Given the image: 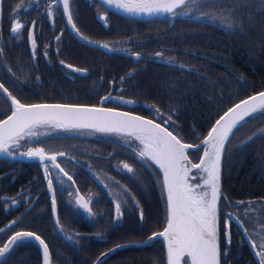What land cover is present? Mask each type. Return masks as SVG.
<instances>
[{
	"label": "snow or ice",
	"instance_id": "6c2138e0",
	"mask_svg": "<svg viewBox=\"0 0 264 264\" xmlns=\"http://www.w3.org/2000/svg\"><path fill=\"white\" fill-rule=\"evenodd\" d=\"M105 11L99 13V19L108 27V10H117L128 16L146 15L150 17L165 16L175 20L177 18L188 19L193 22L212 24L226 29L229 33L243 34L245 22L237 19L236 8L222 6L227 0H99ZM238 3L239 0H234ZM259 7L264 9V0H258ZM35 6L39 11L44 8L43 16H46L55 28V16L57 10L65 17V27L71 28L81 41L86 45L103 48L108 52H124L134 59L136 63L141 61H158L177 71L194 73L203 80H209L214 87L215 82L200 73L196 66H189L178 62L175 56H166V52H175L178 49L164 48L150 54L142 51H134L131 47H114L108 41L94 40L81 32L74 19L70 0H30L25 7L23 3L13 9L9 16L11 23L10 36L19 39L23 30L28 27L27 22L22 23L21 19L13 18L17 10L23 8L25 11ZM99 12V10H98ZM28 29V40L31 45V57L33 61L37 58V39L35 25ZM0 24H2V0H0ZM174 26V25H173ZM64 29L61 35L55 37L57 45L60 44ZM123 44L135 43L137 47L143 48V41L136 37H129ZM61 49H56L59 56ZM190 54V53H186ZM43 56L48 58V45H45ZM207 59V56L203 57ZM61 66L69 70L70 74L88 75L85 68L74 67L64 60L58 61ZM0 66L12 79L13 84H21L31 80L29 71H25L22 65L18 64L23 78L16 75L12 67L5 59L3 47L2 27H0ZM138 74L137 69H131L128 73L119 78L121 93L127 91L124 84L127 80L133 79ZM40 82V77H35ZM103 77H101V81ZM241 83H246L242 77H238ZM115 81H113V86ZM174 87V86H173ZM0 95L4 97L7 108L0 111V157L6 160L29 159L38 161L43 169V179L47 184V191L51 195V211L54 222L67 240L78 243L81 237L79 233H69L61 224L57 211V187L61 192H68V204L74 205V211H81L90 219L102 213L93 211V198L91 195L80 194L73 175L61 167L58 159L65 161H76L66 151L54 150L49 147L40 146L45 142L48 132L41 133V129L56 130L64 132H84L89 134H104L115 136L122 141L121 147L127 148L145 171L152 177L153 184L160 190V196L165 205L164 223L160 225L161 230L153 231L146 239L129 241L128 244H117L107 252H101L94 264H102L101 257L116 251L118 248L149 245L154 239H162L165 248V264H228L229 246L231 245L230 225L232 221L243 230L253 249H258L255 255L258 257V264H264V221H259L254 231L250 232L245 227L246 221L240 218V213H233L221 208L225 204L227 208L245 207V202H232L222 187V160L228 151L232 138L239 131L248 119L255 115L264 116V90L257 91L245 98H239L216 114L214 122L209 121V126L200 133H197L195 126L190 128V134L194 135L196 143L186 142L183 128L173 119L179 116V111L169 106L167 112L161 110L156 104L143 105L152 113L151 118L143 115H136L132 111H122L119 106L107 107V102H119V105L137 106V101L125 98L123 95L113 96L111 92L100 96L96 104L87 103H33L23 98V89L17 94L9 90L5 82L0 80ZM223 94L221 93V96ZM159 121V122H157ZM259 136L264 138V128L253 133L242 142V147L253 142ZM134 145V147H133ZM111 155V154H110ZM91 171V165H89ZM117 171H126L132 177L138 178L137 170L126 162L117 165ZM96 175V173H93ZM97 179H100L97 176ZM112 181L111 177L107 178ZM119 185L118 181H112ZM103 187L108 190L114 205V216L110 223L113 227H119L124 217V209L131 206L139 211V221L143 225L145 221L144 210L140 201L133 195L130 189L120 185L119 192H113L108 183L101 180ZM17 193L15 197L3 196L0 200L8 208H18L27 204L25 213L32 207L29 200L20 197L23 194ZM261 204L264 201H248L247 208L252 209L254 204ZM10 221L6 228H0V233L11 229L22 222L23 216ZM249 211L243 213L245 217L250 215ZM224 239V250L221 247V238ZM97 239H104L105 233H95ZM29 241L36 242L43 252V264H52V253L49 244L34 231H15L8 237L7 242L0 246V264H5L11 252L21 244Z\"/></svg>",
	"mask_w": 264,
	"mask_h": 264
},
{
	"label": "trees",
	"instance_id": "16d2710c",
	"mask_svg": "<svg viewBox=\"0 0 264 264\" xmlns=\"http://www.w3.org/2000/svg\"><path fill=\"white\" fill-rule=\"evenodd\" d=\"M13 2L14 0H3L2 7L3 21H6L3 25L2 35L8 41L11 38L9 16L13 12ZM83 6L80 3V7ZM222 6L236 8L237 19L242 18L245 22L243 34L229 33L217 25L197 23L182 18L141 21L138 24L139 27L131 20L120 19L110 29L113 33V39L127 40L126 38L129 37H139L144 44L141 49L148 52L152 51L153 48L154 51L152 52L164 48L178 49L175 52H166L165 55L175 56L178 62L196 66L202 75H206L210 81L215 82L213 87L209 80L200 79L194 73L177 71L175 68L157 61V64L147 65L144 68L138 65V68L136 67L138 74L134 76L137 79L127 80L125 83L128 85L133 83V89L137 92L130 90L128 92L129 97L147 102L148 105L156 104L164 112H167L170 105L173 106L174 110H178L179 116H174L173 119L177 120V123L183 128L186 142L190 143L197 142L194 135L190 134L189 131L192 126H195L197 133L203 132L209 126L210 120L214 122L218 112H222L224 108L231 106L239 98H245L257 91L264 90V9L259 7L258 0H239L238 3L234 0H227ZM92 21V18L85 16L78 27L84 32L95 27L96 30L95 28L92 30L97 34L94 35L93 33L91 37L96 36L97 40H105L107 34L111 32H107L108 30L99 26L98 23L94 26ZM141 28L144 30L143 34L140 32ZM131 45L138 48L135 43ZM148 52L146 53L150 54ZM205 56L207 59L203 58ZM22 58L24 59L20 55V62ZM97 59L98 61L95 62L98 66H103V62L106 61L116 63L117 59L122 63L124 60L129 63L130 65L125 66L124 71L117 75L119 78L131 69H136L133 68L135 66L130 60L123 57L97 54ZM146 77L150 78V81L143 82ZM238 77H242L246 83H241ZM138 78L142 79L138 81ZM140 83H142L141 86ZM101 88L99 82L93 84L80 83L71 92L69 88L66 89L65 96L62 98L65 99V102L88 103L91 102L92 97L96 96H92V94L97 93ZM52 89L51 87L50 90ZM261 128H264V116L255 115L248 119V122L240 127L232 138L228 151L222 160L223 191L230 201L245 202V207L227 208L222 203L221 208L233 213H240L241 219L251 221L245 224L250 232L254 231L259 221H264V207L261 204H254L252 209H248L246 206L248 201H264V138L257 136L253 142L246 146L242 147L241 145L247 137L257 133ZM39 167L33 169L35 177ZM38 181L36 179L33 184ZM146 185L149 186V181ZM38 188L39 186L34 184V190L36 191ZM3 206L0 205V228H4L7 222L25 213V209L8 212ZM163 206H165L164 203ZM163 206L160 207L159 223L161 217L163 218ZM73 207L71 208L74 211ZM246 211L252 214L245 217L243 213ZM46 212L47 209L44 210L40 219L42 222H48L49 236L53 237L50 220ZM28 216L27 213L24 214L22 222L8 231L0 233V246L3 244L4 235L8 233L10 235L12 232L23 229L35 232L40 230L37 228L40 226L38 224L41 222L40 219L35 222ZM65 218L68 232L73 233V230L77 228V223L74 227V218L68 215ZM230 232L231 245L227 257L228 264H257L251 249L245 243L240 231L232 223ZM48 244L57 264H93L106 248L105 243L95 242L92 239H82L79 243L72 245L58 241H51ZM62 247H64L63 257L60 256ZM221 247L223 251V236ZM256 250L258 251V249ZM5 264H41V259L37 248L32 243L26 242L11 252ZM102 264H165V262L163 252L161 251L160 255L157 248L152 246L150 248H128L121 253L108 256L102 261Z\"/></svg>",
	"mask_w": 264,
	"mask_h": 264
},
{
	"label": "flooded vegetation",
	"instance_id": "af4514ba",
	"mask_svg": "<svg viewBox=\"0 0 264 264\" xmlns=\"http://www.w3.org/2000/svg\"><path fill=\"white\" fill-rule=\"evenodd\" d=\"M21 3L27 7V5L30 3V0H14L12 5L13 9H16V6ZM80 3L84 6L80 7ZM70 5L72 11L74 12V19L77 23V27L81 23L83 17L89 16L93 19L92 24L94 26L98 23L99 26H102L108 30L107 32H111L110 29L113 27V24H117V21H120V19H126L114 13L113 11L108 10L109 26L105 27L104 22L99 19V13H103L106 9L105 6L100 4L99 0H70ZM43 13V6H41L39 11L35 10L34 5L32 8L28 9V11H25L23 8L18 9L17 14L13 18L21 19L22 23L27 22L28 27L23 30L19 39H15L10 36V41H8L6 37L3 38L5 59L12 67L13 71L16 72V75L23 78V73L18 67L19 64L23 66L25 71L30 70L32 76L31 80L14 85L12 79L6 74L3 67L0 66V80L5 82L6 86L9 87V90L13 91V94H17L21 89H23L24 100L33 103H80L74 101L65 102V99L62 98L65 96V90L69 88V91L71 92L72 89L80 83L93 84L99 82L102 88L97 93L92 94V96H96L92 97L91 102H88L87 104H96L100 96L106 95L109 92H111L113 96L123 95L125 98L135 99V97L128 96V92L130 90L136 92L133 89V83H129L130 85L124 84V87L127 89V91L123 93L119 91L120 84L118 79L119 77L117 75L124 71L125 66L130 64L126 63L125 60L124 63H122L119 59H117L116 63H112V61H101L103 62V66H98L95 62L96 60L98 61L97 54H102L109 57L116 56L126 58L133 63V66H135L133 68H138V65L144 68L147 65L150 66L151 64H157V61H141L136 63L134 59L127 58L125 56L112 55L99 49L89 48L79 42L71 33L70 29L65 27V17L61 14V10H57V14L55 16V28L52 27L51 22L46 16H43L42 18ZM33 20L37 21L34 29L37 39V58L34 61L31 57V45L28 40V29L32 27ZM5 22L6 21H3L2 17V24H0L2 30H4L3 25ZM139 22L141 21H133V23L138 27ZM62 28L64 29L62 39L60 44L57 45L55 37L57 35H61ZM93 28L95 27H91L90 30H86L85 32L81 29L80 30L85 35L91 37V35L95 32L92 30ZM141 29L142 30H140V32L143 34L144 30L143 28ZM96 34L94 33V35ZM95 37L91 38L97 40ZM126 39L128 40V38ZM103 41H108L117 48L131 47L134 51H140L141 49L140 47L136 48V46L131 44L116 43L126 40L119 38L113 39L112 32L107 34V38ZM45 45H48V58L43 56ZM58 47L61 49L59 56L56 54V49ZM141 51L145 54L148 52L145 49H141ZM152 51H154V48ZM152 51L148 53H152ZM20 55L24 57V59H21V62L19 61ZM59 60H64L66 63H71L74 67L87 69L88 75L82 76L79 74H70L69 70L59 64ZM37 75L40 77V82H36L35 80ZM101 77H103L102 81ZM134 79L137 78L135 77ZM141 79L142 78H138V81ZM113 81H115L114 86ZM146 81H150V78L146 77L143 82ZM141 84L142 83L139 85L141 86ZM51 87L53 88L52 90H50ZM135 100L138 102L137 106L131 107L127 105H119V102H107L105 106H119L120 110L122 111H132L136 115H143L147 118H151L152 113L150 110L146 107H143V105H148V103L139 101L137 99ZM7 106L8 105L5 102L4 97L0 95V111H4ZM40 131L41 133H49V135L45 137V142L40 146L49 147L59 151H66L72 156H75L76 161H79V163H76L75 161H65L64 159H58L57 162L60 163L61 167L65 168L66 171H69L70 175H73V178L76 181L75 187L79 188L81 195L92 196L93 211L102 213L101 215L95 217L94 220L88 218L87 215L82 211L80 213H76L71 208L73 205H70L69 207L67 206L69 205L68 192H61L59 187H57V211L60 222L62 225H64L67 232L69 229L66 227V215L74 218V227H76L77 223V228H75L73 232L79 233L81 237H84L82 239H92L95 242L105 243L106 248L103 252H107L108 249L114 248L117 244H128L129 241L146 239L153 231L161 230L159 224L162 225L164 223L165 209L163 211V218L161 217L159 223V218L161 215L160 207L161 205L163 206L164 203L160 196V190L153 184L152 177L149 175V173L145 171L135 159L132 158V153L127 148L121 147L122 141H119V138L115 136L101 135L99 133L89 134L86 130L84 132H64L56 130L47 131L46 129H41ZM28 160L29 159L25 158L10 161L0 157V197H15L16 194L21 192L23 189V194L20 197L21 203L23 200H29L32 203V207L27 211V216L30 215L31 217H28L32 218L36 222L44 214V210L47 209L46 214L50 220V228L51 232L53 233V237L49 236L50 231L49 227L47 226L48 222H42L41 219L39 220L41 222L38 224L42 227H37L40 230H36V232L42 235L47 243L51 241H58L59 243L62 242L63 244H74L73 241L67 240L65 236L57 230L51 211V195L48 193L46 181L43 179L42 166L39 167L40 164L37 161ZM121 162H126L132 165L138 172V178L132 177L131 174L127 173L126 171H117V165ZM89 165H91V171H89ZM37 167L39 168L36 171L37 174L35 177L33 169H37ZM93 173H96V175H93ZM97 176H99L100 179H97ZM108 177H111L112 181H118L119 185L109 181L107 179ZM36 179L39 181L34 184L38 185L39 188L35 191L33 182ZM101 180H103L104 183H108L109 188H111L113 192H119L120 185L130 189L131 193L135 195L140 201V205L144 210L145 221L143 225H141L139 221V211L129 206L128 208L124 209V217L120 222V226L113 227V225L110 223L111 218L115 214L112 197L109 195L108 190L103 187ZM147 180L149 181V186L146 185L148 182ZM0 205H4L2 200H0ZM3 207L5 209V205ZM27 207L28 205L24 204L18 208L10 207L7 211L12 212L18 209H26ZM9 223L10 222H7L4 228H6ZM6 230L8 231L9 229ZM23 230L33 231L27 229ZM98 231H103L105 233L104 239H97L95 237V233ZM70 232L72 231L70 230ZM12 234L13 232L10 233V235L9 233L4 235L2 243L7 242L8 237ZM82 239H79V242ZM29 243H32V245L37 248L41 259V264H43L42 254L39 247L32 241H29ZM152 246L157 248V251L160 253V255L161 251L163 252L165 262V250L160 240L152 241L145 247L128 246L118 248L116 251L112 252L111 255L121 253L124 250H128V248H150ZM78 250H80V248H78ZM50 252L52 253V264H57L54 261L55 257L53 256L52 249ZM63 253L64 247H62L60 250L61 257H63Z\"/></svg>",
	"mask_w": 264,
	"mask_h": 264
},
{
	"label": "water",
	"instance_id": "95a60500",
	"mask_svg": "<svg viewBox=\"0 0 264 264\" xmlns=\"http://www.w3.org/2000/svg\"><path fill=\"white\" fill-rule=\"evenodd\" d=\"M111 11H113L114 13H116V14L122 16V17H125V18H128V19H131V20H136V21H152V20H162V19H166L165 16H160V17H150V16H146V15H140V16H128L127 14H125V13H123V12H120V11H117V10H111ZM69 29H70L71 33L74 35V37H75L77 40H79L81 43L85 44V43H84L83 41H81L78 37H76L75 33L72 32L71 28H69ZM85 45H86V44H85ZM87 46L92 47V48L99 49V50L104 51V52H106V53H110V54H122V55H124V56L130 57L128 54H126V53H124V52H108V51H106V50L103 49V48H99V47H95V46H90V45H87ZM130 58H131V57H130ZM127 106H131V107H132V105H127ZM47 131H49V130H47ZM17 160H19V159H17ZM28 161H29V160H28ZM31 161H35V160H31ZM37 162H38V161H37ZM233 222H235V221H233ZM235 224H236V222H235ZM236 225H237V224H236ZM237 226H238V225H237ZM238 228L240 229V231H241V233H242V235H243V238L245 239L246 243L249 245L251 251L255 254L256 250L253 249V248L251 247V244L249 243L247 236L244 235L243 230H242L239 226H238ZM57 230H58V229H57ZM58 231H59V230H58ZM60 233H61V232H60ZM158 239H159V238H158ZM154 240H155V239H154ZM160 240H162V239H160ZM32 242L35 243V244L39 247V245H38L36 242H34V241H32ZM162 242H163V241H162ZM39 249H40V251H41V254H42V260H43V252H42V249H41L40 247H39ZM111 253H112V252H111ZM111 253H109V254H111ZM109 254H108V255H109ZM108 255H107V256H108ZM107 256L101 257V260L103 261ZM255 256H256V255H255ZM256 257H257V256H256Z\"/></svg>",
	"mask_w": 264,
	"mask_h": 264
},
{
	"label": "rangeland",
	"instance_id": "374dc122",
	"mask_svg": "<svg viewBox=\"0 0 264 264\" xmlns=\"http://www.w3.org/2000/svg\"><path fill=\"white\" fill-rule=\"evenodd\" d=\"M10 22V21H9Z\"/></svg>",
	"mask_w": 264,
	"mask_h": 264
}]
</instances>
